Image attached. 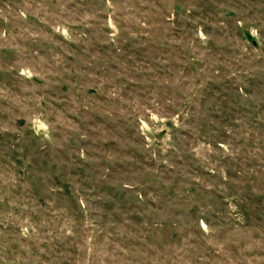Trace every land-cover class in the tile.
I'll use <instances>...</instances> for the list:
<instances>
[{
    "label": "rangeland",
    "instance_id": "obj_1",
    "mask_svg": "<svg viewBox=\"0 0 264 264\" xmlns=\"http://www.w3.org/2000/svg\"><path fill=\"white\" fill-rule=\"evenodd\" d=\"M0 264H264V0H0Z\"/></svg>",
    "mask_w": 264,
    "mask_h": 264
}]
</instances>
